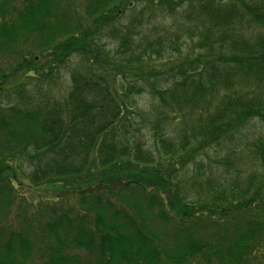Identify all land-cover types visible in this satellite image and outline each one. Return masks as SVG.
Returning <instances> with one entry per match:
<instances>
[{
	"label": "trees",
	"instance_id": "1",
	"mask_svg": "<svg viewBox=\"0 0 264 264\" xmlns=\"http://www.w3.org/2000/svg\"><path fill=\"white\" fill-rule=\"evenodd\" d=\"M0 92V264H264V0H0Z\"/></svg>",
	"mask_w": 264,
	"mask_h": 264
},
{
	"label": "rangeland",
	"instance_id": "2",
	"mask_svg": "<svg viewBox=\"0 0 264 264\" xmlns=\"http://www.w3.org/2000/svg\"><path fill=\"white\" fill-rule=\"evenodd\" d=\"M129 16H130L129 13L127 12L125 13L124 16H119L117 20L126 21L128 20ZM147 21L150 24L156 26L158 29L161 28V25L168 24L164 21L161 22L159 18L155 20L151 18L148 19ZM144 23L145 21L136 23V25L144 24ZM74 63H75L74 59L73 58L70 59L67 62L65 68L69 70L72 66H74ZM67 70L66 69L61 70L59 80L52 86L53 92L59 97L64 93V89L66 88L67 85L65 84V80H66L65 78L67 77V72H66ZM146 93L147 91L142 92L139 95H135V101H137V103H141V102L144 103L145 101H147L148 99L146 97ZM0 96H1V92H0ZM259 137H264V124L259 121H251L247 123L246 127L241 131V137H240L241 142L239 145V140H238V148H240L241 145H243L245 148L243 154H246L251 144L254 143L255 140ZM150 139H151L150 133L148 132L147 137H145V140H143L144 147L148 149L149 148L154 149V144H152L153 140ZM233 148L234 147L232 145H228V146L225 145L217 149L210 146L205 150L201 151L200 153H198L195 156L194 160L190 161L185 167L179 169L178 172L176 173L177 174L176 177L179 186L182 188V192H184L188 188L189 176L193 175L195 171H198L203 178L209 180L216 187H220V185L222 186V184H219L218 182L222 180L223 176H224L223 177L224 182H226L227 180H229L230 182L231 176L235 175L234 172L236 171V169L235 168L228 169L227 167H225L224 164H221L223 162L220 163L219 159H222L220 157H226L228 162L234 164L237 169L242 170V173L245 172V174H243L242 177L245 176L250 169V162L242 161V163H239L238 161L242 160V158H244L246 161L247 158H245V156H241L243 154H241L240 151L237 152L234 151ZM25 164L26 163H24V165ZM224 171H228V174H224ZM42 195L43 197H45V196H49L50 193L49 194L42 193ZM11 218L12 216H10V219Z\"/></svg>",
	"mask_w": 264,
	"mask_h": 264
}]
</instances>
